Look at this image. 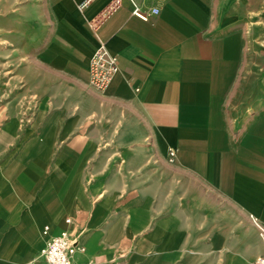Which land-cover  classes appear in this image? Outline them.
Here are the masks:
<instances>
[{"label": "crops", "instance_id": "0c3cea01", "mask_svg": "<svg viewBox=\"0 0 264 264\" xmlns=\"http://www.w3.org/2000/svg\"><path fill=\"white\" fill-rule=\"evenodd\" d=\"M85 1L0 0V65L22 108L0 131V264L27 263L18 235L44 226L39 256L46 226L74 236L70 188L87 180L68 172L82 169L117 173L93 234L74 236L86 248L76 263L252 264L263 253L264 0H117L96 27L114 0ZM101 45L118 69L100 93L88 82Z\"/></svg>", "mask_w": 264, "mask_h": 264}, {"label": "rangeland", "instance_id": "374dc122", "mask_svg": "<svg viewBox=\"0 0 264 264\" xmlns=\"http://www.w3.org/2000/svg\"><path fill=\"white\" fill-rule=\"evenodd\" d=\"M0 131L3 129V127L6 125L8 121L12 119L13 115H18L22 113V108L17 105H12L11 98L13 97L11 94V91H7L6 84H5V71L3 64L0 65ZM53 160V156H51V161ZM54 171L47 172L48 176H54ZM117 171L114 170L113 172H109L108 174H104V170L98 174V176H95V173L92 172V170H78L77 172H68V174H72L73 178L75 180H78V182L82 180L86 181V186H79L75 188H70L71 190H75L76 197H77V204H78V210L76 212V215L72 214L69 216H65L64 218L70 217L72 220V223L75 224V229H73L71 232L74 234L76 238L81 240L84 244L85 238H87L88 235H92L94 232L93 226L95 225L92 223V212L96 209V207L104 202V195L106 194V191L104 192V179H110V176H116ZM112 174V175H111ZM98 179L103 186L98 187L97 191H94V188L89 185L93 180ZM112 181H116V178L110 179ZM46 189H50L53 191H57V188L48 187ZM106 190V189H105ZM56 193V192H55ZM52 195V196H51ZM43 200L45 202L47 201L51 207L53 206V200H55V196L53 193L49 195L43 196ZM91 212V213H90ZM97 226H103V224H97ZM44 227V226H43ZM42 227V228H43ZM36 235H30V234H21L18 235L17 238L19 239H27L26 241H22L23 243L20 245L24 247L26 250V253L24 254L26 258V262H23V264H44L39 256V248L38 249H31L33 245V241L36 237H39L41 235V230ZM19 241V242H21ZM18 243V242H17ZM13 250L14 247H13ZM19 264H22L19 261Z\"/></svg>", "mask_w": 264, "mask_h": 264}, {"label": "built area", "instance_id": "2783aa9c", "mask_svg": "<svg viewBox=\"0 0 264 264\" xmlns=\"http://www.w3.org/2000/svg\"><path fill=\"white\" fill-rule=\"evenodd\" d=\"M90 0L85 1L82 6L88 4ZM117 0H114L107 8L101 12L97 18L91 21L96 27L108 15L113 13L117 6ZM137 11V10H136ZM140 16L142 14L138 13ZM118 69V58L112 54L105 46L101 45L95 52L89 67V86L97 92H104L110 81ZM170 159H174L176 152L170 151ZM67 223L71 222L70 218L66 219ZM253 222L258 230V235L261 240L263 253L258 256L252 264H264V223L258 218H253ZM46 236L45 245L40 250V257H42L46 264H98L97 261H88L84 263H76L75 255L78 252L84 253L86 248L84 245L78 243L77 239L67 230H62L58 234H49V228L46 226L43 230Z\"/></svg>", "mask_w": 264, "mask_h": 264}, {"label": "bare ground", "instance_id": "6f19581e", "mask_svg": "<svg viewBox=\"0 0 264 264\" xmlns=\"http://www.w3.org/2000/svg\"><path fill=\"white\" fill-rule=\"evenodd\" d=\"M56 214H57V213H56ZM49 226H50V228L52 227L51 225H48L47 227L49 228ZM50 228H49V229H50ZM43 239H44V238H43ZM43 239H42V238H38L36 243L39 244V245L41 246L42 243H43V241H44ZM45 240H46V239H45Z\"/></svg>", "mask_w": 264, "mask_h": 264}]
</instances>
